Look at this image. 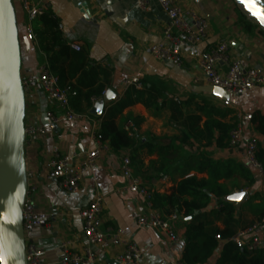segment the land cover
I'll return each instance as SVG.
<instances>
[{
    "label": "crops",
    "instance_id": "0c3cea01",
    "mask_svg": "<svg viewBox=\"0 0 264 264\" xmlns=\"http://www.w3.org/2000/svg\"><path fill=\"white\" fill-rule=\"evenodd\" d=\"M22 1L13 0V4L25 39L27 21ZM172 1L185 11L195 10L208 23V38L200 45L185 50L182 67L156 61L150 55V48L162 41V31L167 23V17L156 1L151 3V12H145L138 7L137 0H32V4L55 16L67 45L81 46L79 52L71 48L77 55L74 64L77 73L69 82L78 93L85 95L91 89L105 86L103 96L96 98L91 108H87L83 101L82 120L63 121L57 126L50 125L47 119L46 114L52 110V106L39 88L27 98L26 125L38 124L48 128L45 136L26 145L27 171L34 175L30 186L35 189V206L49 216V220L36 229L34 235L35 244L43 251L44 264H60L65 257L62 248L65 243H69L67 247L71 252L83 253L88 243L83 234L84 223L80 213L97 194L104 197L103 213L98 220L100 230L106 234L119 232L123 242H135L141 250V264H183L187 244L185 232L191 217L179 216L175 227L181 241L174 247L170 246L163 232L139 227L134 217L147 216L150 209L141 196L128 191L129 181L123 175V160L126 157L131 159L134 174L153 194H170L183 178H207V175L199 174L194 169L200 155L218 162L241 164L254 177L246 164L244 147L231 148L229 142L225 147L219 146V133H215L210 142H196L184 136L183 129L170 122L171 113L167 107L158 112L137 104L126 109L116 120L120 127L130 126L137 141V150L115 153L107 143H103L105 149L97 167L87 173L77 193H67L47 178L49 160L55 147L63 154L77 153L78 157H83L98 146L95 135L100 130L102 120L91 113L94 105L103 100L105 113L125 96L130 87L125 82L133 78L139 79L141 89L157 87L162 100L178 99L187 114H199L197 105L208 103L215 110L227 113L225 118L213 116L222 123L236 124V116L241 115L246 137H256L259 147L264 149V135L257 132V124L253 121L255 115H264V89H254L233 97L231 107L225 108L223 100L203 91V88L211 85L197 65V58L202 53L226 41L230 46L231 59L245 60L251 67L264 72V32L261 27L252 20L250 24L253 29L248 32L240 22L241 9L234 0ZM22 60L23 77L37 73L38 68L47 62L45 55L39 49L31 48L29 43L28 47H23ZM66 68L69 70L70 62H66ZM220 68L223 72L228 71L225 64ZM55 114L61 115L60 112ZM202 117L203 124L206 117ZM147 142L155 147L173 146L169 157H178L179 160L168 166L165 174L159 175L152 167L158 155L150 152L145 145ZM254 179L253 184L249 185L245 179L234 174L220 182L230 191L225 200L235 205V218L242 224L256 221L250 204H259V197L264 195V182L259 178ZM240 191L246 192L248 198L238 205L231 197ZM220 202L213 198L207 211L218 209ZM216 226L223 229L221 223ZM254 236L264 241V221L256 225ZM223 247L224 242H221L206 264H218ZM124 250V244L107 251L95 249V264H115L116 256Z\"/></svg>",
    "mask_w": 264,
    "mask_h": 264
},
{
    "label": "built area",
    "instance_id": "2783aa9c",
    "mask_svg": "<svg viewBox=\"0 0 264 264\" xmlns=\"http://www.w3.org/2000/svg\"><path fill=\"white\" fill-rule=\"evenodd\" d=\"M36 1V0H35ZM156 1L167 17V23L162 31V41L150 48V55L159 62L172 63L177 67L184 64V52L189 47L200 45L208 38V23L195 10L185 11L172 0H137V5L145 12H151V3ZM23 10L26 13V34L25 39L31 48L39 49V42L33 31V22L43 15L45 10L32 4V0L22 1ZM61 29V26H60ZM76 51H81L78 44H70ZM230 46L226 41L219 42L209 51L202 53L197 58V65L205 80L214 87L221 88L229 93L230 97H239L254 89H264V72L260 68L251 67L245 60L231 59ZM228 66V71L223 72L220 65ZM127 86H136L141 89L139 79L133 78L125 82ZM22 86L27 98L39 88L51 103L52 110L46 116L50 125H59L65 122H77L84 118L82 113H77L72 107V100L77 92L72 86H63L59 78L51 71L48 62L43 63L37 73L22 78ZM96 99H93L95 101ZM180 103L178 99H174ZM225 108L231 107L230 101H223ZM55 112H60L57 116ZM237 123L229 134V146L231 148L244 147L246 164L254 173L255 178L264 182V166L258 161L259 140L256 137L247 138L245 129L241 123V115H237ZM130 131V126L125 127ZM48 133L47 127L38 124H25L26 145ZM98 146L90 150L85 156L78 157L77 153L63 154L55 147L48 164V176L50 181L56 182L59 188L67 193H77L81 182L87 173L95 169L101 159L104 145L95 135ZM123 175L128 179V191L139 195L144 199L150 213L143 217H134L139 227H148L163 232L169 240L171 247L177 246L181 239L177 234L175 224L179 221V215H165L154 207L151 192L134 174L132 162L129 157L123 160ZM28 190L26 202L23 208V230L28 264H44L42 261L43 251L34 242L36 229L49 220V216L38 210L34 202L35 189L30 186L34 175L27 171ZM104 197L97 194L90 205L85 208L80 217L83 220V234L88 246L82 254L71 252L68 249L69 243L63 244L65 254L60 264H95V249L107 251L121 244L125 250L115 258V264H141L140 247L133 241L123 242L119 232L106 234L99 228L98 220L103 213ZM256 226L239 232L230 241L237 247L247 249L249 252L260 250L264 247V241L254 236Z\"/></svg>",
    "mask_w": 264,
    "mask_h": 264
},
{
    "label": "trees",
    "instance_id": "16d2710c",
    "mask_svg": "<svg viewBox=\"0 0 264 264\" xmlns=\"http://www.w3.org/2000/svg\"><path fill=\"white\" fill-rule=\"evenodd\" d=\"M240 9V22L248 32H251L253 27L250 22L252 20L242 7ZM33 31L39 42V51L45 55L51 71L59 78L63 86L70 85L77 92V96L72 100L74 111L77 113L83 111L81 108L83 101L87 108H91L93 99L103 96L105 86L91 89L82 95L69 82L77 73L74 66L77 55L65 43L55 16L51 12H44L34 20ZM262 31L264 32L263 29ZM66 62H70L69 70L66 68ZM137 104L143 105L147 110L154 109L158 112L167 107L171 113L170 122L178 128H182L183 135L193 138L196 142L202 140L210 142L214 139L215 133H219L217 143L219 146L225 147L229 142V134L235 126L234 123H222L214 119V115L225 118L227 113L215 110L208 103H204L203 106L197 105L199 114H187L183 111L182 103H177L173 99L162 100L161 92L157 87L137 89L136 86H131L125 96L102 115L101 127L97 133L102 143H107L110 150L115 153L127 149L137 150V141L131 131H127L125 126L120 127L116 123V120L126 109ZM203 115L206 117V121L202 124ZM253 121L257 124V132L264 135V115H255ZM145 145L150 152H156L158 155V160L152 163V167L156 168L159 175L165 174L168 166L179 160L178 157L176 159L169 157L172 155L170 152L174 148L173 146L155 147L148 142ZM183 151L185 150L183 149ZM257 158L264 166V149L259 148ZM194 169L199 174L207 175V178L199 179L196 176L183 178L170 194H154L153 197L154 207L163 214L168 216L176 213L180 217H191L185 232L187 244L182 263L206 264L213 257L219 244L224 242L218 264H264L263 249L249 252L230 241L239 232L255 227L264 221V195L259 197V204H250L256 221L244 222V225L235 218L237 212L235 205L225 200L230 191L220 183L222 180H228L234 174H238L251 185L255 181L253 175L241 164L232 161L218 162L205 155L199 156ZM213 198L221 200L219 208L207 211ZM217 223H221L223 229H219L216 226Z\"/></svg>",
    "mask_w": 264,
    "mask_h": 264
},
{
    "label": "water",
    "instance_id": "95a60500",
    "mask_svg": "<svg viewBox=\"0 0 264 264\" xmlns=\"http://www.w3.org/2000/svg\"><path fill=\"white\" fill-rule=\"evenodd\" d=\"M111 2L115 0H110ZM247 16L264 30V0H234ZM87 16V15H86ZM13 0H0V254L5 264H28L23 230V208L28 190L25 118L26 94L22 86V48ZM203 91L223 101L231 97L225 90L209 86ZM104 101L91 113L102 117ZM248 198L244 191L231 197L241 205Z\"/></svg>",
    "mask_w": 264,
    "mask_h": 264
},
{
    "label": "snow or ice",
    "instance_id": "6c2138e0",
    "mask_svg": "<svg viewBox=\"0 0 264 264\" xmlns=\"http://www.w3.org/2000/svg\"><path fill=\"white\" fill-rule=\"evenodd\" d=\"M0 219H4L5 223H15L14 220L8 221L7 218H5V217H0ZM0 264H5V259H4L2 254H0Z\"/></svg>",
    "mask_w": 264,
    "mask_h": 264
},
{
    "label": "rangeland",
    "instance_id": "374dc122",
    "mask_svg": "<svg viewBox=\"0 0 264 264\" xmlns=\"http://www.w3.org/2000/svg\"><path fill=\"white\" fill-rule=\"evenodd\" d=\"M18 28H19V37H20L21 41H23V36H22V29H21V26L18 25ZM22 51H23V48H22ZM38 55H39V54H38ZM39 58L42 59V56L39 55ZM25 124H26V123H25Z\"/></svg>",
    "mask_w": 264,
    "mask_h": 264
}]
</instances>
